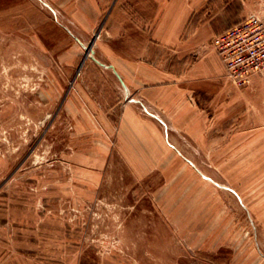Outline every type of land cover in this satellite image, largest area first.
I'll return each mask as SVG.
<instances>
[{
    "label": "rangeland",
    "instance_id": "1",
    "mask_svg": "<svg viewBox=\"0 0 264 264\" xmlns=\"http://www.w3.org/2000/svg\"><path fill=\"white\" fill-rule=\"evenodd\" d=\"M136 1L0 0V264H264V70L240 85L208 54L264 0L190 1L206 140L123 129L73 92L113 8L150 23Z\"/></svg>",
    "mask_w": 264,
    "mask_h": 264
},
{
    "label": "crops",
    "instance_id": "2",
    "mask_svg": "<svg viewBox=\"0 0 264 264\" xmlns=\"http://www.w3.org/2000/svg\"><path fill=\"white\" fill-rule=\"evenodd\" d=\"M141 1L149 2L152 7L156 2L157 8L147 14L150 23L135 24L123 7L113 8L105 26V41L100 43L93 62L86 65V71L75 79L71 91L88 90L87 103L91 107L88 111L118 113V124L123 129L138 123L144 125V131L150 127L158 135L162 120L171 129L182 130L187 140L209 137L210 116L205 105H209L210 91L197 88L199 73L194 74L189 71L192 66H187L193 48L188 46L190 39L183 36L194 10L190 1L196 0L136 2ZM163 48L171 51L167 58L174 59L168 69L163 67ZM214 51L209 50V57L220 67L221 59ZM182 65L186 66L185 71ZM200 90L206 93L207 104L203 103ZM127 95L132 99L126 98ZM167 137L175 145L181 143L183 136L169 132Z\"/></svg>",
    "mask_w": 264,
    "mask_h": 264
},
{
    "label": "built area",
    "instance_id": "3",
    "mask_svg": "<svg viewBox=\"0 0 264 264\" xmlns=\"http://www.w3.org/2000/svg\"><path fill=\"white\" fill-rule=\"evenodd\" d=\"M212 43L227 75L240 85L264 70V19L251 14L215 35Z\"/></svg>",
    "mask_w": 264,
    "mask_h": 264
},
{
    "label": "water",
    "instance_id": "4",
    "mask_svg": "<svg viewBox=\"0 0 264 264\" xmlns=\"http://www.w3.org/2000/svg\"><path fill=\"white\" fill-rule=\"evenodd\" d=\"M92 52H93V50H92Z\"/></svg>",
    "mask_w": 264,
    "mask_h": 264
}]
</instances>
